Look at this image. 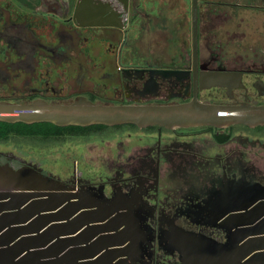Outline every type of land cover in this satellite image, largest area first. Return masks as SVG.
I'll return each instance as SVG.
<instances>
[{"label":"flooded vegetation","instance_id":"1","mask_svg":"<svg viewBox=\"0 0 264 264\" xmlns=\"http://www.w3.org/2000/svg\"><path fill=\"white\" fill-rule=\"evenodd\" d=\"M189 7L0 0V102L264 109V0ZM52 148L65 178L52 176L82 179L141 220L146 238L129 264H192L171 241L225 243L232 204L264 194V124H52Z\"/></svg>","mask_w":264,"mask_h":264},{"label":"water","instance_id":"2","mask_svg":"<svg viewBox=\"0 0 264 264\" xmlns=\"http://www.w3.org/2000/svg\"><path fill=\"white\" fill-rule=\"evenodd\" d=\"M192 2L196 15L198 0ZM0 123L258 125L264 124V109L0 102ZM84 182L77 179L71 185L38 167L14 168L0 160V264H129L141 252V241L146 238L140 230L141 220L126 217L121 213L125 206ZM222 225L225 243L182 233L171 245L182 260L192 264H264V194L232 204Z\"/></svg>","mask_w":264,"mask_h":264},{"label":"rangeland","instance_id":"3","mask_svg":"<svg viewBox=\"0 0 264 264\" xmlns=\"http://www.w3.org/2000/svg\"><path fill=\"white\" fill-rule=\"evenodd\" d=\"M192 0H166L169 5H191ZM52 137H26V136H9L6 141L0 145V159L7 162L14 168L23 166H35L40 168L47 175H57L64 179L65 174L59 171L61 166L57 164V156L52 152ZM60 166V167H59ZM84 168H82V171ZM81 170L76 173L81 174ZM60 178V177H59ZM61 179V178H60Z\"/></svg>","mask_w":264,"mask_h":264},{"label":"trees","instance_id":"4","mask_svg":"<svg viewBox=\"0 0 264 264\" xmlns=\"http://www.w3.org/2000/svg\"><path fill=\"white\" fill-rule=\"evenodd\" d=\"M11 134L49 138L52 137V124L44 123L27 126L22 123H0V142L6 141Z\"/></svg>","mask_w":264,"mask_h":264}]
</instances>
